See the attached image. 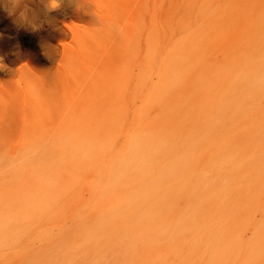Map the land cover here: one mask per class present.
Segmentation results:
<instances>
[{"label": "rangeland", "instance_id": "obj_1", "mask_svg": "<svg viewBox=\"0 0 264 264\" xmlns=\"http://www.w3.org/2000/svg\"><path fill=\"white\" fill-rule=\"evenodd\" d=\"M0 264H264V0H0Z\"/></svg>", "mask_w": 264, "mask_h": 264}, {"label": "bare ground", "instance_id": "obj_2", "mask_svg": "<svg viewBox=\"0 0 264 264\" xmlns=\"http://www.w3.org/2000/svg\"><path fill=\"white\" fill-rule=\"evenodd\" d=\"M195 76V75H194ZM193 76V77H194ZM154 77H156V76H154ZM242 84V80H238V86H240ZM237 91H238V89L236 88V86L235 87H233L232 88V90H231V93H233V94H236L237 93ZM188 97V96H187ZM124 127V126H123ZM151 135V134H150ZM166 139V138H165ZM139 143H142L143 142V140H140V141H138ZM162 142V141H161ZM143 146V144H139L138 146H137V148L134 150V152H132V154L129 156V158H127V162L129 163V165H136L135 164V162L137 161V159H135L137 156H138V154H137V152L138 153H142V150L140 149L141 147ZM112 148V147H111ZM188 152H189V154H191V151L190 150H188ZM180 157H183V156H180ZM180 160V158L179 157H177V156H175V157H172L171 159H170V162L168 163V165H165V164H162V166L160 167V169H159V171L157 172V174H156V176L158 177V178H166V177H168V172L170 171V168H174V166H176L177 165V163H178V161ZM135 170L136 171H138L139 172V169L136 167L135 168ZM134 171V170H133ZM135 172V171H134Z\"/></svg>", "mask_w": 264, "mask_h": 264}]
</instances>
